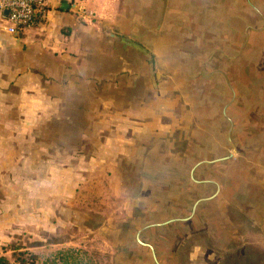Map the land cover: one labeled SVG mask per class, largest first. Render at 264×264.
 Here are the masks:
<instances>
[{
    "label": "rangeland",
    "instance_id": "obj_1",
    "mask_svg": "<svg viewBox=\"0 0 264 264\" xmlns=\"http://www.w3.org/2000/svg\"><path fill=\"white\" fill-rule=\"evenodd\" d=\"M155 2L135 38L153 75L132 50L146 95L125 104L122 82L100 94L99 150L82 148L102 165L82 170L49 232L7 248L10 263L156 264L152 249L158 264H264V0Z\"/></svg>",
    "mask_w": 264,
    "mask_h": 264
},
{
    "label": "crops",
    "instance_id": "obj_2",
    "mask_svg": "<svg viewBox=\"0 0 264 264\" xmlns=\"http://www.w3.org/2000/svg\"><path fill=\"white\" fill-rule=\"evenodd\" d=\"M155 5L44 0L40 24L16 34L0 27V257L9 259L7 248L20 236L49 232L62 208L77 199L82 170L102 165L82 148L87 142L99 150L91 140L99 135L91 129V106L97 107L100 94L122 82L125 104L146 95L141 61L111 36L146 47L135 38L147 34ZM85 103L90 107L78 115Z\"/></svg>",
    "mask_w": 264,
    "mask_h": 264
},
{
    "label": "built area",
    "instance_id": "obj_3",
    "mask_svg": "<svg viewBox=\"0 0 264 264\" xmlns=\"http://www.w3.org/2000/svg\"><path fill=\"white\" fill-rule=\"evenodd\" d=\"M43 8L44 0H0V27L9 34L31 28L40 24Z\"/></svg>",
    "mask_w": 264,
    "mask_h": 264
},
{
    "label": "water",
    "instance_id": "obj_4",
    "mask_svg": "<svg viewBox=\"0 0 264 264\" xmlns=\"http://www.w3.org/2000/svg\"><path fill=\"white\" fill-rule=\"evenodd\" d=\"M165 1V0H163ZM116 42H118L119 44H122L123 46L131 49V50H134V51H138L139 53L141 54H144L147 58V61H148V64H149V68H150V72H151V75H153V71H152V57L150 54H148L141 46H139L138 44L134 43L133 41L129 40L128 38H123V37H118V36H114L112 35L111 36ZM231 155L229 157H226V158H222V159H219V160H215V161H222V160H226L228 158H230ZM199 164L195 165L192 170H191V179L193 180L192 178V174L194 172V169L198 166ZM215 196V195H214ZM214 196L208 198V199H212ZM200 203V201H197L195 202L194 206H193V211L195 210L196 206ZM188 220V219H187ZM182 221H186V220H182ZM171 222H175V220H170L162 225H166V224H169ZM151 252H152V256H153V259L155 261L156 264H158L155 260V257H154V253H153V250L151 249Z\"/></svg>",
    "mask_w": 264,
    "mask_h": 264
},
{
    "label": "trees",
    "instance_id": "obj_5",
    "mask_svg": "<svg viewBox=\"0 0 264 264\" xmlns=\"http://www.w3.org/2000/svg\"><path fill=\"white\" fill-rule=\"evenodd\" d=\"M13 251H16V249H14ZM70 252H73V251H66L64 253L69 254ZM30 257L34 258L33 256H30ZM31 260L35 264L36 259H31ZM0 264H26V263L22 260H19V258L14 260L13 263H10L5 257L1 256L0 257ZM44 264H69V262L66 261V257L65 258L62 257V251H60V252L52 255L50 259H48L44 262Z\"/></svg>",
    "mask_w": 264,
    "mask_h": 264
},
{
    "label": "flooded vegetation",
    "instance_id": "obj_6",
    "mask_svg": "<svg viewBox=\"0 0 264 264\" xmlns=\"http://www.w3.org/2000/svg\"><path fill=\"white\" fill-rule=\"evenodd\" d=\"M197 207V206H196ZM196 209V208H195Z\"/></svg>",
    "mask_w": 264,
    "mask_h": 264
}]
</instances>
